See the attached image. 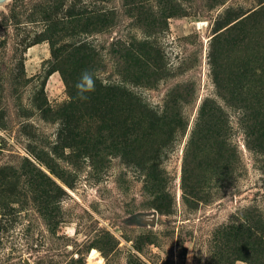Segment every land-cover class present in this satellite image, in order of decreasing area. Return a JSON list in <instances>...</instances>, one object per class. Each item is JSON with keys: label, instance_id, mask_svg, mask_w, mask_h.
I'll list each match as a JSON object with an SVG mask.
<instances>
[{"label": "rangeland", "instance_id": "374dc122", "mask_svg": "<svg viewBox=\"0 0 264 264\" xmlns=\"http://www.w3.org/2000/svg\"><path fill=\"white\" fill-rule=\"evenodd\" d=\"M0 264H264V0H0Z\"/></svg>", "mask_w": 264, "mask_h": 264}, {"label": "clouds", "instance_id": "9594fccd", "mask_svg": "<svg viewBox=\"0 0 264 264\" xmlns=\"http://www.w3.org/2000/svg\"><path fill=\"white\" fill-rule=\"evenodd\" d=\"M97 78L95 70H86L81 73L79 80L74 85L78 99H89L88 94L95 91Z\"/></svg>", "mask_w": 264, "mask_h": 264}, {"label": "trees", "instance_id": "16d2710c", "mask_svg": "<svg viewBox=\"0 0 264 264\" xmlns=\"http://www.w3.org/2000/svg\"><path fill=\"white\" fill-rule=\"evenodd\" d=\"M135 106V108L136 107H141L137 102L134 104ZM140 110V113L142 114V115H148V114H146L147 113V110H145V106H142L141 107V109H139ZM215 126L214 125H208V127H207V129H206V132H207V134L209 135V137H211L212 138V136H213V128H214ZM194 143V142H193ZM232 156H233V154H232ZM188 162V151L185 153V157H184V163H187Z\"/></svg>", "mask_w": 264, "mask_h": 264}]
</instances>
